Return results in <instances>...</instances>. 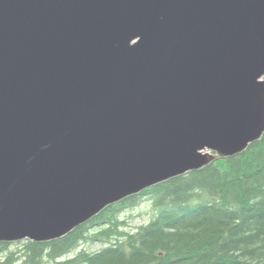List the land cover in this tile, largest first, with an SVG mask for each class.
<instances>
[{"label":"water","instance_id":"1","mask_svg":"<svg viewBox=\"0 0 264 264\" xmlns=\"http://www.w3.org/2000/svg\"><path fill=\"white\" fill-rule=\"evenodd\" d=\"M264 136V0H0V243H50Z\"/></svg>","mask_w":264,"mask_h":264},{"label":"trees","instance_id":"2","mask_svg":"<svg viewBox=\"0 0 264 264\" xmlns=\"http://www.w3.org/2000/svg\"><path fill=\"white\" fill-rule=\"evenodd\" d=\"M144 197L157 214L130 229L122 214ZM97 243L98 251L84 248ZM16 245L0 243V264H264V136L241 155L108 207L64 238Z\"/></svg>","mask_w":264,"mask_h":264},{"label":"rangeland","instance_id":"3","mask_svg":"<svg viewBox=\"0 0 264 264\" xmlns=\"http://www.w3.org/2000/svg\"><path fill=\"white\" fill-rule=\"evenodd\" d=\"M156 214L157 211L154 208L153 202L149 197H144L142 198L141 203L138 207L126 209V211L122 214V219L128 222L130 229H137L143 225H147L148 223H150L151 220H153V218L156 216ZM16 244L11 247L12 250H16L18 248ZM84 248L89 251L95 252L102 248V244H91L87 245Z\"/></svg>","mask_w":264,"mask_h":264}]
</instances>
